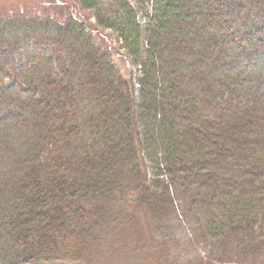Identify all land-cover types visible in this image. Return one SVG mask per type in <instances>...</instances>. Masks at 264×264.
I'll list each match as a JSON object with an SVG mask.
<instances>
[{"label":"trees","instance_id":"trees-1","mask_svg":"<svg viewBox=\"0 0 264 264\" xmlns=\"http://www.w3.org/2000/svg\"><path fill=\"white\" fill-rule=\"evenodd\" d=\"M116 3L96 18L135 61L77 6L69 18L0 24V106L26 109L0 119V264H80L106 243L110 251L111 235L126 242L131 226L104 228L141 212L152 243L131 255L255 264L264 255V0H148L141 31ZM6 73L28 92L6 88ZM197 244L210 262L184 254Z\"/></svg>","mask_w":264,"mask_h":264},{"label":"rangeland","instance_id":"rangeland-1","mask_svg":"<svg viewBox=\"0 0 264 264\" xmlns=\"http://www.w3.org/2000/svg\"><path fill=\"white\" fill-rule=\"evenodd\" d=\"M81 1V2H80ZM87 6L81 7L80 3H83L82 0H0V24L2 21H7L10 19L15 18H25V19H31L34 17H49L53 19H61V18H69L68 15L72 11L73 8L78 7L77 14L80 16V18L92 29L93 32L98 33V31H101L102 35H105V38L108 40V43L112 46H115L117 49H120L119 53L120 56L126 55L128 62L130 60L135 61L136 56L130 55L124 47H126L127 42L123 40L121 37V33L119 31H116L112 28H106L99 24L97 15H102L103 18L111 17L114 12H110L112 10H109L111 2H117L118 0H87ZM148 1L143 0L140 2L139 0H119L120 4L123 5L126 4V8L128 12L134 16L135 18V25L136 27L141 31V28L139 27L141 24L145 27L148 26L151 22V18L147 16L150 11L144 10L145 7H142V3ZM141 3V5H140ZM79 4V6H78ZM117 4V3H116ZM98 5L100 9L93 8V6ZM108 6V7H106ZM144 8V9H143ZM114 9V8H113ZM126 10V11H127ZM65 20V19H63ZM144 27V28H145ZM143 28V29H144ZM138 30V31H139ZM130 42V41H128ZM28 46L30 49H33L34 47H42V44L38 43L37 41H31L28 43ZM49 58L53 56L52 50L47 49ZM24 50L22 49L19 51V55L15 58V63L18 66L22 65L23 59H24ZM118 55L117 59L122 60ZM134 69L138 70V67L136 64H134ZM55 75H59V68L58 65L55 64ZM1 75V74H0ZM10 76L9 73H6L5 76ZM7 76V77H8ZM8 77L4 81V86L8 89L11 88H19L23 92H28L27 87L22 83H16V80L14 79L16 76ZM20 82V81H19ZM33 91V90H32ZM227 94V99H231ZM235 98L237 96H234ZM41 97H39L40 99ZM221 103V100L218 101ZM1 103V102H0ZM234 105L239 106L241 105V101L239 98L234 99L233 101ZM21 108L17 111V108H14L11 106H0V119H2L3 115L10 112H18V116L22 117L23 113L26 111V109H23V113L20 112ZM21 114V115H20ZM22 122V120L20 121ZM19 126L17 127V129ZM51 150V149H50ZM134 216L133 220L131 218ZM132 221L131 224L129 222ZM151 220L146 212L136 213L135 215H128L123 216L119 222L116 223H110L105 228L104 231H110L112 229L117 228V230L121 228L127 229V227L131 226L130 231H133L131 234V237L127 239L125 242V238L117 239L114 235L110 236V246L115 245L108 251L107 243L104 244V240L101 239L102 244H104L102 250H92V253H94V257L87 256L85 259L81 260L82 262H79L80 264H154L155 262L153 259L157 256H152V253L148 252L147 250L140 251L139 253H135L134 255H131L130 253H133L135 249L133 250V246L135 244L139 245H150L152 242V235L154 233V230L151 226ZM134 225V226H133ZM203 246L197 244L195 246V249L193 247V251L190 253H184L186 255H190L189 257H195V255H199L201 259H204L205 253H203ZM155 248V253H157L156 245L153 246ZM210 257H214L211 253L208 254L207 262H210ZM251 259V258H250ZM253 261V260H252ZM217 264V263H214ZM247 264V263H245ZM251 264V261L249 260V263ZM255 264H264V255L257 258V262Z\"/></svg>","mask_w":264,"mask_h":264}]
</instances>
